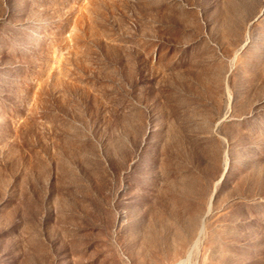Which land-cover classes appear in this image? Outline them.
Returning a JSON list of instances; mask_svg holds the SVG:
<instances>
[{
	"label": "rangeland",
	"instance_id": "1",
	"mask_svg": "<svg viewBox=\"0 0 264 264\" xmlns=\"http://www.w3.org/2000/svg\"><path fill=\"white\" fill-rule=\"evenodd\" d=\"M185 255L264 264V0H0V264Z\"/></svg>",
	"mask_w": 264,
	"mask_h": 264
},
{
	"label": "clouds",
	"instance_id": "2",
	"mask_svg": "<svg viewBox=\"0 0 264 264\" xmlns=\"http://www.w3.org/2000/svg\"><path fill=\"white\" fill-rule=\"evenodd\" d=\"M174 264H192V260L187 256L178 257Z\"/></svg>",
	"mask_w": 264,
	"mask_h": 264
},
{
	"label": "bare ground",
	"instance_id": "3",
	"mask_svg": "<svg viewBox=\"0 0 264 264\" xmlns=\"http://www.w3.org/2000/svg\"><path fill=\"white\" fill-rule=\"evenodd\" d=\"M227 163V162H226ZM211 203V202H210ZM202 223H203V221H202ZM202 225V224H201ZM202 227H204V225L202 226ZM199 233V232H198ZM203 233V232H202ZM194 244H196V243H194Z\"/></svg>",
	"mask_w": 264,
	"mask_h": 264
}]
</instances>
